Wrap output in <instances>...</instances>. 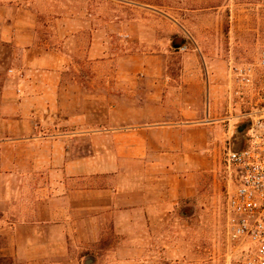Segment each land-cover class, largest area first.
<instances>
[{
	"label": "crops",
	"instance_id": "obj_1",
	"mask_svg": "<svg viewBox=\"0 0 264 264\" xmlns=\"http://www.w3.org/2000/svg\"><path fill=\"white\" fill-rule=\"evenodd\" d=\"M30 3H0V43L10 50L0 73V263L75 264L105 238L116 253L150 245L216 163L212 81L203 98L197 84L186 96L139 48L108 62L91 15L56 16L51 27ZM74 43H86L88 62L76 63ZM87 68L117 93L101 121L68 105L86 79L67 73Z\"/></svg>",
	"mask_w": 264,
	"mask_h": 264
},
{
	"label": "rangeland",
	"instance_id": "obj_2",
	"mask_svg": "<svg viewBox=\"0 0 264 264\" xmlns=\"http://www.w3.org/2000/svg\"><path fill=\"white\" fill-rule=\"evenodd\" d=\"M25 1L31 2L29 9L33 13L51 20V27L56 26L52 21L56 16L76 14L86 19L91 15V28L95 26L105 33L108 62L114 64L118 57L133 54L139 48L162 65L164 74L174 84L177 81L184 84L186 96L197 93L194 88L190 91L196 84L200 97L206 96L205 83L210 79L212 118L221 126L223 144L214 168L201 177L194 197L182 201L176 211L156 225L150 245L128 246L116 253L118 246L111 245L112 238L101 239V244L92 250L81 252L75 264H84L88 258L92 259L91 264H241L247 251L244 244L229 235L226 202L232 185L223 151L224 144L241 145L242 135L237 129L249 124L264 103V67L259 65L264 56V0H0V3H9L14 9L16 2ZM85 50L86 43L79 48L77 43L72 46L77 64L88 62ZM9 52L8 46L0 43V73L1 67L8 64ZM82 73L71 70L66 75L70 79L80 75L86 79L80 87L81 95L71 85L68 87V94L76 93L80 99L68 105L91 111L96 121L104 120L105 112L114 104L116 90L104 85L98 70L95 73L87 68ZM246 77L249 82L243 80ZM126 257H134V261L121 260ZM0 264L13 263L4 260Z\"/></svg>",
	"mask_w": 264,
	"mask_h": 264
},
{
	"label": "built area",
	"instance_id": "obj_3",
	"mask_svg": "<svg viewBox=\"0 0 264 264\" xmlns=\"http://www.w3.org/2000/svg\"><path fill=\"white\" fill-rule=\"evenodd\" d=\"M259 65L264 67V56ZM257 113L241 145L224 144L223 151L232 185L226 202L229 235L247 251L241 264H264V103Z\"/></svg>",
	"mask_w": 264,
	"mask_h": 264
},
{
	"label": "water",
	"instance_id": "obj_4",
	"mask_svg": "<svg viewBox=\"0 0 264 264\" xmlns=\"http://www.w3.org/2000/svg\"><path fill=\"white\" fill-rule=\"evenodd\" d=\"M263 94H264V87H263ZM244 127H245V125L240 126L237 129V131L241 132L244 129ZM91 263H92V259H89V258L84 261V264H91Z\"/></svg>",
	"mask_w": 264,
	"mask_h": 264
},
{
	"label": "trees",
	"instance_id": "obj_5",
	"mask_svg": "<svg viewBox=\"0 0 264 264\" xmlns=\"http://www.w3.org/2000/svg\"><path fill=\"white\" fill-rule=\"evenodd\" d=\"M247 126H248V124L244 127V129L242 130V132H240V135H242V138L244 137V135H245V132H246V130H247ZM237 147V146H236Z\"/></svg>",
	"mask_w": 264,
	"mask_h": 264
}]
</instances>
